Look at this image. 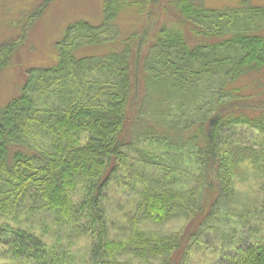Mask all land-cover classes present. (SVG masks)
<instances>
[{
  "label": "trees",
  "instance_id": "obj_1",
  "mask_svg": "<svg viewBox=\"0 0 264 264\" xmlns=\"http://www.w3.org/2000/svg\"><path fill=\"white\" fill-rule=\"evenodd\" d=\"M52 1L44 0L30 21ZM142 6L139 1L106 0L100 24L83 19L71 23L58 42L55 65L29 69L20 94L0 110V207L5 216L0 246L19 264H67L76 257L62 244L48 245L49 225L27 230L7 217V210L23 208L52 217L61 228L83 231L92 241L88 256L95 264H132L129 256L143 259L142 264H155L158 258L161 264H188L191 227L202 226L207 214L204 206L198 212L188 207L201 187L187 196L153 185L139 171L132 173L134 179L127 155L131 144L159 140L166 147L173 142L177 149L188 147L200 167L202 187L209 183L212 188L216 181L227 196L238 166L264 174V141L241 154L228 143V135L239 128L264 134V7L251 0H237L224 9L170 0L164 12L172 19L161 23L153 38L149 33L133 40L135 33L122 41L120 50L78 56L80 50L115 42L121 15ZM148 16L151 29L159 19L149 11L146 22ZM24 38L0 44V73L14 65ZM147 107L155 126L143 117ZM168 152L162 154L168 157ZM144 158L146 165L167 172L157 155ZM120 172L127 176L126 185L134 179L128 191L141 182L142 189L132 219L135 228L127 238L113 240L106 191ZM257 192L264 200V184ZM214 193L210 189L206 203ZM25 198L32 204L25 205ZM181 211L191 213L193 220L186 233L161 237L139 228L142 223L165 224ZM260 214L264 217V204ZM54 215L63 221H55ZM240 241L233 251H222L220 264H264L263 234L254 243Z\"/></svg>",
  "mask_w": 264,
  "mask_h": 264
},
{
  "label": "rangeland",
  "instance_id": "obj_2",
  "mask_svg": "<svg viewBox=\"0 0 264 264\" xmlns=\"http://www.w3.org/2000/svg\"><path fill=\"white\" fill-rule=\"evenodd\" d=\"M105 1L53 0L41 16L32 18L30 21V14H34L44 0H0V44L16 38L18 35L25 37L23 39L25 42L19 49L14 65L0 73V110L8 104L11 98L20 94L29 69L47 68L55 65L58 59V42L62 40L67 27L71 23L81 19L93 25L101 23ZM129 1H139L141 6L143 5V9L139 7L133 9L131 7L121 15L117 23L119 28L118 39L102 48L92 47L80 50L83 53L78 56L105 54L112 49L120 50L124 46V40L131 39V36L135 33L138 36L133 40H137L142 34L149 33L153 38L158 26L167 19H172L170 16L167 17V13L164 12V7L168 6L170 0ZM196 1L207 7L222 9L237 3V0ZM145 2H149L148 7L145 6ZM251 3L264 7V0H251ZM169 10L170 8H168ZM149 11H152L153 15L156 13V17L159 19L151 29L147 28L151 24L149 16L148 22H146ZM154 19L155 17L153 21ZM167 23L170 24L171 22L168 21ZM254 91H257V88L253 89L252 92ZM138 96L143 97V92L140 91ZM136 105H138L137 102ZM176 112H178L177 109L172 113L175 114ZM188 114H191L190 109H188ZM153 116L152 111L147 107L143 115L147 119V123L156 124L151 118ZM228 137H230L228 140L229 146L235 154H241L245 150H250L251 147H259L264 141V134L249 128H239L236 133H231ZM170 138L172 140L176 139ZM81 139L86 140L87 135L83 134ZM128 140L130 138L126 137L125 142L129 143ZM153 142L141 141L136 146L131 144L127 148L131 177L134 178L135 175H132V173L139 171L153 185L165 186L167 187L166 190L172 189L175 193L180 191L187 196L193 195L196 189L201 187V192L197 196L193 195L195 200L193 203L190 201L188 207L198 212L204 206L207 209V214L202 221V226H195V230V227L190 226L193 222L191 213L181 211V215L176 213L165 224L142 223L139 225L142 231L161 237H170L172 234L186 233L191 227L193 233L189 235V238L191 237L190 243L187 241V244H190L188 264H220L222 251H233L236 242L240 240V243L243 241H247V243L259 241L262 234L264 235V217L260 214L264 200L258 194L257 189L258 185L261 187L264 184L262 182L264 181V174L252 170L248 165L238 166L231 174L234 181L233 190L229 191L230 194L227 196L221 183L217 182L218 184L215 185L216 181L212 188L209 183L202 187L204 181H202L203 179L200 180L202 173L193 155L194 151L191 152L188 147L177 149L175 142L167 147L159 140ZM134 143L136 144L135 140ZM139 149L147 151V154L144 155L149 154V157L157 155L158 160H162L164 165L168 167L167 172L152 163L146 165L145 162L147 161ZM167 150H169L168 157L162 154ZM126 177L125 173L120 172V176L116 177L109 190L106 191L108 195L105 202L106 220L109 236L113 240L127 238L131 229L135 228L132 227V219L136 214L135 203L139 199L142 182L135 185L133 190L128 191L133 186L135 178L126 185ZM210 189L215 190V193L210 203H206ZM76 193H79V189L76 190ZM24 204L31 205V198H25ZM6 213H8L9 216L7 217L10 220L19 223L20 227L27 228V230L34 227V230L37 231L38 227H43L44 223L49 225L45 235L48 245L57 246L62 244L68 248L67 252L71 250L73 254H76V257L67 261V264H95L88 256V248L91 247L92 241L83 231L73 232L66 226L61 228L57 222H52L54 221L52 217L40 213L33 214L28 208L20 209L17 213L7 210ZM59 220L63 221L61 217L55 216V221ZM4 221L5 216L0 207V222L3 223ZM193 234L194 236H192ZM6 253V250L0 246V264H19ZM70 258L67 257V259ZM128 259L132 264L144 263L143 259L131 256ZM161 261L162 259L158 258L154 263L161 264Z\"/></svg>",
  "mask_w": 264,
  "mask_h": 264
}]
</instances>
